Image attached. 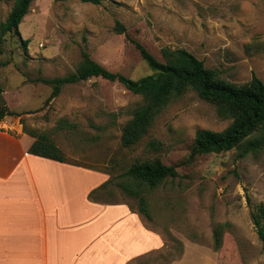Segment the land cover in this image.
<instances>
[{
  "label": "rangeland",
  "instance_id": "rangeland-1",
  "mask_svg": "<svg viewBox=\"0 0 264 264\" xmlns=\"http://www.w3.org/2000/svg\"><path fill=\"white\" fill-rule=\"evenodd\" d=\"M15 1L0 0V25ZM117 21L161 61L162 48H185L225 80L245 84L256 74L264 82V0H33L20 33L6 34L0 53V104L19 114L1 120L2 128L49 134L67 162L108 175L96 200L126 202L139 213L138 200L119 186L122 173L138 159L159 157L177 166L175 179L144 190L152 220L140 215L163 245L132 264L177 258L189 264L199 256L201 262L219 257L223 264H264V243L252 220L264 206V148L244 156L239 148L191 155L197 130L221 131L232 121L219 117L215 104L189 90L167 105L140 143L123 147L122 129L144 102L141 95L92 77L64 86L48 101L52 87L39 79L75 71L84 48L111 71L133 79L152 73L115 30ZM22 40L29 41L27 51ZM152 139L162 141V149L151 150ZM219 227L222 246L215 250Z\"/></svg>",
  "mask_w": 264,
  "mask_h": 264
},
{
  "label": "crops",
  "instance_id": "crops-1",
  "mask_svg": "<svg viewBox=\"0 0 264 264\" xmlns=\"http://www.w3.org/2000/svg\"><path fill=\"white\" fill-rule=\"evenodd\" d=\"M8 128L0 124V264H132L162 247L126 202L89 197L106 173L31 154L35 138Z\"/></svg>",
  "mask_w": 264,
  "mask_h": 264
},
{
  "label": "trees",
  "instance_id": "trees-1",
  "mask_svg": "<svg viewBox=\"0 0 264 264\" xmlns=\"http://www.w3.org/2000/svg\"><path fill=\"white\" fill-rule=\"evenodd\" d=\"M32 1L16 0L8 16L1 23L0 53L3 51L2 45L6 34L20 33L19 26L28 14ZM82 1L92 4L102 3V0ZM115 30L118 33H124L135 45L152 73L139 79H133L122 73L111 71L94 60L84 48L82 49V60L75 71L63 76L39 79L52 87L48 101L57 97L64 86L92 77H102L112 82L121 83L128 90L141 95L144 99L142 104L133 109L132 117L122 129V146L133 147L148 134L157 116L172 100L193 90L201 99L216 105L219 117L232 121L221 131L197 130L192 156L221 153L233 148L241 149V155L244 156L264 148V82L256 74H253L251 80L245 84L230 82L222 78L215 69L206 67L203 60L185 48H162L164 60L161 61L141 42L133 39L120 21L116 22ZM28 42V40H22L25 51H27ZM18 115V113L9 110L6 104H0V121L8 116ZM66 123L67 121L64 119L60 121L61 125ZM24 132L35 138V142L29 150L31 154L61 162L67 161L62 149L51 139L49 134L25 128ZM256 133H260V136L253 137ZM147 145L151 150H160L163 142L152 139L148 141ZM177 175V166L165 164L159 157L138 159L122 173L125 179L119 183V186L138 200L140 213L152 220L144 190L158 187L169 179H175ZM108 182L106 181L102 186L91 191L89 197L96 200L94 194L104 188ZM263 218L264 206L261 204L257 206V211L252 212V220L260 240L264 243ZM214 234V249L218 250L222 246L220 227Z\"/></svg>",
  "mask_w": 264,
  "mask_h": 264
}]
</instances>
